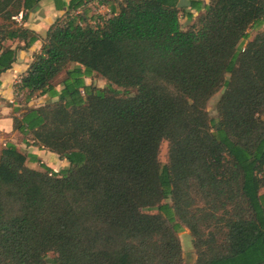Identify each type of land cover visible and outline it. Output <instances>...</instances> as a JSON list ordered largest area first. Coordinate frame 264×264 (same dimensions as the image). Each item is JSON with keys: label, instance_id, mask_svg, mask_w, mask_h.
Segmentation results:
<instances>
[{"label": "trees", "instance_id": "obj_1", "mask_svg": "<svg viewBox=\"0 0 264 264\" xmlns=\"http://www.w3.org/2000/svg\"><path fill=\"white\" fill-rule=\"evenodd\" d=\"M38 1L0 0V40H37L14 25ZM188 1L121 0L47 29L16 90L59 100L25 106L14 129L69 165L37 170L0 149V264H182V226L194 264H264V30L240 46L264 0ZM183 12H197L186 28ZM15 52L2 48L0 72Z\"/></svg>", "mask_w": 264, "mask_h": 264}, {"label": "crops", "instance_id": "obj_2", "mask_svg": "<svg viewBox=\"0 0 264 264\" xmlns=\"http://www.w3.org/2000/svg\"><path fill=\"white\" fill-rule=\"evenodd\" d=\"M85 1L83 6L76 10H70V0H39L33 8L25 11V19L21 20V17L18 16L14 25V27L22 26L32 31L38 37L37 40L26 48L23 47L24 39L0 40V52L5 46L16 50L15 60L11 67L0 72V149L7 143H13L18 150L26 155V165L33 169L43 170L41 165H45L53 170H59L67 167L69 163L66 158H61L55 152L34 142L30 133L23 134L15 130L13 117H20L25 106L36 107L48 102H57L59 99L58 96L34 94L26 100L25 91L16 90V83L27 70L33 55L40 51L47 29L56 19L64 17L67 13H82L85 10V16L93 23L99 15L109 16L112 10L117 11L121 2V0ZM207 1L205 0V2ZM60 74L58 76L61 80L63 77ZM59 88L58 84L56 89ZM261 194L264 198V190L261 191ZM194 258L196 259V255Z\"/></svg>", "mask_w": 264, "mask_h": 264}, {"label": "rangeland", "instance_id": "obj_3", "mask_svg": "<svg viewBox=\"0 0 264 264\" xmlns=\"http://www.w3.org/2000/svg\"><path fill=\"white\" fill-rule=\"evenodd\" d=\"M197 12L193 13V18L191 20H188L186 15L183 13L180 14V23L183 28H186L196 17ZM94 23V22H93ZM264 30V25L254 28L250 27L248 29L249 32V37L247 40L243 41L240 46H243L245 42L251 40L257 33L261 32ZM60 75L62 77L64 76V72H62ZM60 77L58 76L56 78V81H59ZM87 83H93L97 87H103L106 84V80L100 76L95 75L93 78H87ZM223 91V88H220L216 93H214L209 100L206 103V110L208 111L210 117L213 120H217L218 114L216 110V103ZM159 160L161 163H166L167 162V142L163 141L160 145V152H159ZM43 169V168H42ZM167 203H171L169 199L165 200ZM152 212H156V210H153ZM178 237L181 243V248H182V264H194L195 261V255L196 251L193 249L192 246V238L189 233L188 228L185 226H182L180 231L178 232ZM195 251V253H194ZM53 256V254L49 253V259ZM50 264V262H49Z\"/></svg>", "mask_w": 264, "mask_h": 264}, {"label": "water", "instance_id": "obj_4", "mask_svg": "<svg viewBox=\"0 0 264 264\" xmlns=\"http://www.w3.org/2000/svg\"><path fill=\"white\" fill-rule=\"evenodd\" d=\"M189 5H190V3L187 0H178V2L176 4V6L178 8L189 6Z\"/></svg>", "mask_w": 264, "mask_h": 264}]
</instances>
